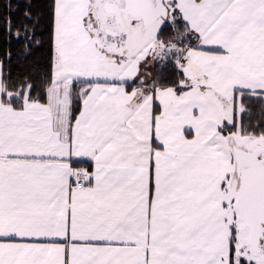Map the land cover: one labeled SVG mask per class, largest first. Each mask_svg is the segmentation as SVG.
I'll return each instance as SVG.
<instances>
[{"label":"snow or ice","instance_id":"obj_1","mask_svg":"<svg viewBox=\"0 0 264 264\" xmlns=\"http://www.w3.org/2000/svg\"><path fill=\"white\" fill-rule=\"evenodd\" d=\"M0 264H264V0H0Z\"/></svg>","mask_w":264,"mask_h":264}]
</instances>
